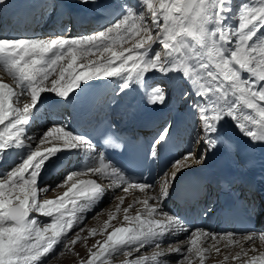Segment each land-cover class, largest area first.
Here are the masks:
<instances>
[{
  "label": "snow or ice",
  "instance_id": "obj_1",
  "mask_svg": "<svg viewBox=\"0 0 264 264\" xmlns=\"http://www.w3.org/2000/svg\"><path fill=\"white\" fill-rule=\"evenodd\" d=\"M7 3L0 0V9ZM119 9L111 23L87 35L0 37V73L12 81L5 83L0 75V165L5 166L0 171V264H49L64 250L72 251L85 239L80 236L85 228L78 226L106 189L131 194L132 202L125 205L126 195L112 197L117 203L103 227L88 230L103 239L88 248L80 264H109L119 255L127 258L124 264H171L167 258L173 256L175 264H206L214 255L223 257L218 264L230 258L264 264V250L256 247L258 240L264 248V233L190 228L165 210L182 172L203 165L221 146L229 151L223 129L230 122L250 143L264 145V0L235 5L234 0H136L135 6ZM149 73L189 86L181 95L188 102L194 146L154 182L129 175L64 124H53L39 137L29 134L43 94L69 103L92 81L118 79L123 92L142 84ZM167 99L160 85L146 93L150 106H163ZM174 131L172 124L161 129L150 146L151 158ZM73 151L89 154L86 166L68 172L54 189L41 186L49 163ZM57 189L63 191L54 198L41 196ZM181 233L184 239H171ZM221 242L229 251L222 253ZM233 246L239 250L230 251Z\"/></svg>",
  "mask_w": 264,
  "mask_h": 264
},
{
  "label": "bare ground",
  "instance_id": "obj_2",
  "mask_svg": "<svg viewBox=\"0 0 264 264\" xmlns=\"http://www.w3.org/2000/svg\"><path fill=\"white\" fill-rule=\"evenodd\" d=\"M127 1L130 2V0H115L113 2L111 0H105V1L94 0V3L92 2V0H90L89 3H81V0H8L3 16L0 14V21H1L0 37H6V38H19V37L33 38L38 36L48 37L55 35H64L62 34L64 30H66L67 32L65 34H68L69 32L76 33V35H80L81 32H83L84 35L91 34L90 32L99 31L104 24L111 23L118 15L115 9L119 8V5H122V3H126ZM132 1L133 2H131V5L135 6L136 0H132ZM239 1L240 0H234V3L237 2L238 4ZM34 5L36 7L40 6V9L38 10L37 13L35 14L32 13V8L27 9L26 12L24 11L25 7L28 6L32 7ZM48 9H50L49 12H47ZM99 11H105V12L102 14H96ZM79 13H84V14L78 15ZM43 19H46V23L44 25H40ZM83 22H86V24L83 25ZM35 23L37 24V28L33 31L32 29ZM0 75L4 76L5 82L6 80L10 79L6 76V74L0 73ZM90 83L100 84V87L97 88L98 90L102 91V94L99 99L100 105L97 106V109H100L99 113L100 114L103 113L101 106L104 103L105 99H107L108 107L113 110V111L108 110V112L111 113L112 115H107V116L119 115L123 117L124 123L132 122L133 116L142 111L143 102L146 100V93L150 91L151 88L157 85L165 87V90L168 93V99L165 105L163 106L156 105V108H158V111H155L156 116L166 118V120H164L161 125L162 128L168 124H172L175 129L173 135H179L182 133L179 124L178 123L173 124V123L176 122L177 118L180 115H183L186 120L187 126L184 129L185 135L184 137L181 138V141L184 143V151L182 153L188 151L190 147L191 148L194 147L192 144L193 127L187 107L188 102L185 101L181 95V93L189 87L186 83L178 85L175 82H169L166 79H160L159 74H151V73L145 76L144 82L142 84H130L129 88L124 90L123 92H120V81L118 79L92 81ZM47 99H56L54 100V104L56 106L66 105V103H64L63 101L58 102L59 98L55 97L51 93L43 94L42 101ZM167 110L170 111L169 114L166 113ZM96 116L97 115L95 114H89L85 119H83V118H76L73 115H71V117H69L68 121L66 122L65 117L63 115H60V122H52L53 120L50 118L51 116L49 117V119H47L45 115L41 113L39 114L38 121L36 119L29 126V134L32 135L33 137H39L41 133H43L53 124H64L67 127H69L70 130L72 131L75 130L78 123H81L83 121L87 122L89 120H94ZM233 128L234 126L230 122L223 129L225 140L228 142H232L234 138L233 136L234 132H236L238 135L240 134L238 130L233 132L232 131ZM76 129H77L76 134L86 136L89 126L85 125L80 128L77 127ZM161 129L159 128L156 131L155 137L158 135ZM249 144L253 148L254 158L258 159L260 156L258 144H252L250 142ZM214 152L208 153V158L203 165L196 166L182 172L177 177V180L188 174L205 172L207 170L209 161L213 156ZM75 153H76L75 151L61 153L58 159H55L54 161L50 162L49 165L46 167L45 171L42 173L41 181L44 180L47 181L43 183L42 186L45 185L50 186L51 184L55 183L56 178H58V176L62 173L63 167L65 168L68 164L71 165L74 164ZM197 154H199L198 147H197ZM4 167H5L4 165H0V171H3L1 169H3ZM238 172H239L238 181L240 182L241 181L240 174L242 172V168L239 167ZM157 178L158 177H156V179ZM105 183L107 182L105 181ZM239 188L241 191L243 190L241 196L244 199L251 198L250 200L247 201V203H250L251 201H254L256 199V196L248 192L246 189H243V186L241 184ZM59 190L50 191L49 193L48 192L42 193V196L46 195V197L44 198H54L63 191V190L61 191ZM207 190H208L207 187H205V191ZM117 194L126 195L125 205L132 202L133 197L131 194H124L122 192H119L118 189L115 191L112 189H106L105 197L95 207V208L98 207L96 211L99 210L101 206L103 207L108 200L112 199V197ZM137 194L141 196L143 195L139 193ZM116 203L117 202L114 201V207ZM165 204H172L174 206V210H173L174 212L168 211L166 210V208L165 210L176 215H180L181 212H187L189 210V206L187 205L182 207L178 206V203L174 199V194L172 191L169 199L165 202ZM205 204L207 205V209H203L202 212H198L197 214H195L196 220H202L204 222V228L207 230L218 229L220 233H223L222 224L219 220V216L221 215L222 211L217 206L215 196L213 195L210 198H207L205 200ZM209 209H211L212 211L209 212L208 215H205L204 213ZM214 211H215V216H214L215 222L212 223V225H210L212 221V213H214ZM90 212H88L87 214H89ZM186 215L187 213H185L184 217ZM98 219H100V221L96 229L99 230L103 227V222L108 219V216L106 218L99 216L96 220ZM112 223L115 224L117 222L113 221ZM260 225L264 227V214L261 218ZM228 229H229L228 232H232L231 227H229ZM86 235L87 234L84 233L83 235L84 238L86 237ZM97 236L101 237V240L103 239L102 236L100 235ZM171 239L182 240L184 239V234L181 233L176 237H172ZM241 243H245L246 247L248 246V243L244 241H241ZM219 246L222 249V253L229 251L228 249L223 248V242H221ZM256 247L260 248L261 250H264V248L261 247L260 242L258 240L256 241ZM237 250L239 249L236 246H233L230 249V251L232 252H235ZM87 255H84V258L87 257ZM222 258H223L222 255L219 256L214 255L213 258H210L206 261V264H218V261L221 260ZM81 259L83 258L81 257L79 259L78 264H80ZM167 259L171 261V264H175V261L176 259H178V257L173 256V257H168ZM124 262L125 260L122 261L121 263L118 262L116 264H124ZM228 264H238V262H234L230 258Z\"/></svg>",
  "mask_w": 264,
  "mask_h": 264
},
{
  "label": "rangeland",
  "instance_id": "obj_3",
  "mask_svg": "<svg viewBox=\"0 0 264 264\" xmlns=\"http://www.w3.org/2000/svg\"><path fill=\"white\" fill-rule=\"evenodd\" d=\"M103 1H105V0H103ZM112 2L113 1H115V0H111ZM131 2H133L132 0H130V2L129 1H127L126 3H122V4H127V5H131ZM240 2V1H239ZM235 4H237V2L236 3H234V5ZM50 11V9H48V11L47 12H49ZM43 21H44V19H43ZM42 21V22H43ZM39 27V26H38ZM262 31H264V30H262ZM65 33H67L66 32V30H64L63 31V33L62 34H65ZM94 33V32H93ZM80 35H84L83 34V32H81L80 33ZM39 37V36H38ZM5 82V81H4ZM5 83H9V84H11L12 83V81L10 80V79H8V80H6V82ZM1 170H3V169H1ZM63 178H57L56 179V182L55 183H53V184H51L50 185V188L51 189H54L55 188V186L62 180ZM45 182H47V181H40V183H41V186L43 185V183H45ZM57 190H59V189H57ZM61 190H63V189H60L59 191H61ZM51 191V190H50ZM49 191V192H50ZM48 192V193H49ZM41 196H42V193H41ZM43 197H46V195H44ZM101 204V203H100ZM99 204V205H100ZM98 205V206H99ZM113 207H114V200L113 199H110V200H108L106 203H105V205L102 207L101 206V208L100 209H104L105 211H104V214H102V215H100V217H103V218H106L107 216H108V211L109 210H113ZM96 209H98V207L97 208H95L94 209V211H91L89 214H87V217L89 218V217H91V218H89V219H86L85 220V223H83L82 225H80L79 227H84L85 228V231L84 232H81L80 233V236L81 237H83L84 238V233L85 234H87L86 235V237H85V239H83V240H81L80 242H78L74 247H73V250L72 251H67V250H64V252H63V255H61V256H58L56 259H51L50 260V262H49V264H78V262H79V259L82 257V258H84V255H87L88 254V248H90L93 244H95V242H96V240H101V237H98L97 235L96 236H89V234H88V230L89 229H93V228H97V226H98V223H99V221H100V219H98V220H96V219H92V216L95 214V212H97V211H99V210H97L96 211ZM42 220L43 219H45V218H41ZM89 227V228H88ZM90 237V238H89ZM57 251L59 252L60 251V248L58 247L57 248ZM76 253H78L79 255H76ZM127 258L126 257H124L123 255H119L118 257H114L112 260H110L109 261V264H116V263H118V262H122V261H124V260H126Z\"/></svg>",
  "mask_w": 264,
  "mask_h": 264
}]
</instances>
